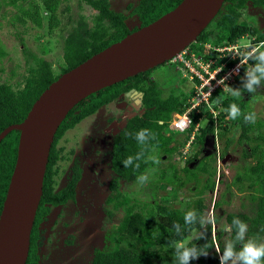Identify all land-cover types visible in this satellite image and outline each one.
Returning a JSON list of instances; mask_svg holds the SVG:
<instances>
[{
    "label": "trees",
    "instance_id": "obj_1",
    "mask_svg": "<svg viewBox=\"0 0 264 264\" xmlns=\"http://www.w3.org/2000/svg\"><path fill=\"white\" fill-rule=\"evenodd\" d=\"M91 7L96 15L92 19V26L89 27L84 17H79L75 26L72 27L64 39L62 50V61L64 66L59 75H55L51 65L41 58L31 55L33 64L27 67L28 76L23 79V87L14 90L11 85L0 83V133L13 124L23 122L31 110L35 101L55 82L61 75L69 72L93 55L103 51L110 45L119 42L127 35L139 30L142 27L156 21L166 13L176 8L182 0H139L138 5L132 10L138 24L132 28L125 23V16L109 10L108 0H81ZM19 0H0V6L17 7L20 15L15 20L24 25L30 22L37 28L42 26L41 10L47 16V28L52 32L60 25L57 11L62 0H39L32 1L26 7L17 5ZM248 3L264 10V0H225L217 16L208 27L197 37L196 42L188 48L202 54V45L211 43L213 47L237 44L243 37H249L253 46L257 47L255 54L248 58V63L242 66V73L250 67L243 78L237 77L227 91L218 90L210 97V106L215 113H210L209 108L201 106L202 112L197 114L192 111L189 114L191 125L185 132L173 131L170 123L174 114H183L188 106L189 99L193 95L180 92L170 93L163 98V87L159 86L150 75L159 66L140 73L125 81L104 88L79 102L65 117L58 127L53 143L51 145L48 163L46 166L41 200L36 212L35 220L30 234V246L26 264H39V251L43 246L44 233L42 224L47 220L50 206L61 207L67 202L74 201L76 187L82 175L78 162L73 161L72 174L67 185L61 190L54 192V179L57 173V161L65 160L66 154L62 148H58V142L65 133L78 125L86 118L97 113L101 108L115 102L120 94L135 89L143 94L142 107L144 112L130 120L126 126L114 138L111 160L112 168L117 175L116 183L123 180L128 183L144 181L142 175L158 163L157 158L175 155L179 146L193 134L196 124L204 118L205 125L199 127L198 134H194L195 142H199V150L185 164L176 169L170 164L171 175L167 171L160 172L159 178L165 185L173 186L176 190L187 187L192 194L191 202L184 208L179 209L170 206L166 202H139L127 196H122L116 188L115 194L108 197L106 202L113 204V212L120 211L122 217L118 224H111L109 237L114 247L108 250H97L91 260V264H180L177 256V242H186L190 247H195L199 253L191 258L188 264H219V255L228 240L235 238L237 228L233 224L234 218H239L248 225V233L245 237H257L264 241V152L257 157L260 146L252 145V132L254 126L246 122L244 116L252 113L247 110V101L243 99V91L248 76L247 73L260 63L258 59L264 53V27L257 29L240 24L243 11ZM68 11V8L66 9ZM247 52L250 50L248 47ZM5 52L0 48V58ZM212 50L204 51V58L215 56ZM236 62V61H235ZM235 62L230 63L234 64ZM170 63V61L164 64ZM162 64V65H164ZM161 66V65H160ZM257 76L260 74L257 72ZM241 85L237 91L241 96L235 97L230 90L236 85ZM259 86H264V77L260 78ZM256 87V86H255ZM235 92V91H232ZM236 104L241 114L232 119L228 116V109L231 104ZM214 117L217 121L218 135L230 133L232 128H239L238 144L246 143L247 148L242 150V157L250 160L256 158L253 166L247 167L244 176L237 174L234 178V185L241 190L242 181H247L252 190L250 200L255 204L252 210V217L244 213H226L224 224L217 229L215 239L211 237V223L206 222L202 231L191 241H187L189 235L204 225V219L208 210L205 196L214 192L216 159L215 156H199L203 150V144L208 135H214ZM229 120L230 124H226ZM260 125H264V119ZM185 136L184 142L179 145L176 137ZM224 135V134H223ZM264 139L261 134L256 136ZM19 132L11 131L0 141V213L12 172L16 163ZM177 143V145H176ZM231 139L225 140L221 151V157L229 150ZM173 144V145H172ZM154 155L150 158L151 155ZM127 161V166H125ZM193 166H190L192 165ZM204 177L202 180L201 178ZM237 184V185H236ZM189 186V187H188ZM228 187V186H227ZM200 193V194H199ZM220 201L214 203L217 207ZM108 213V217L113 216ZM191 213L186 221V214ZM220 217H215L219 222ZM231 226V232H225L226 226ZM227 237L224 242L223 238ZM218 244V250L215 243ZM69 245L71 241H67ZM241 245L236 244L237 250ZM205 248L208 255L205 256L201 249ZM182 251V249H180Z\"/></svg>",
    "mask_w": 264,
    "mask_h": 264
},
{
    "label": "rangeland",
    "instance_id": "obj_2",
    "mask_svg": "<svg viewBox=\"0 0 264 264\" xmlns=\"http://www.w3.org/2000/svg\"><path fill=\"white\" fill-rule=\"evenodd\" d=\"M32 1L39 2V0H19L17 5L26 7ZM138 2L139 0H108V6L109 10L125 16V23L132 28L138 24L137 18L132 15V10ZM40 12L42 26L37 28L30 22L22 25L15 20L14 17L20 15L17 7L0 6V48L5 52V55L0 58V83L11 85L14 90L23 87V79L28 76L27 67L34 62L31 55L48 62L54 74L59 75L64 66L62 61L64 39L79 17H84L91 27L92 19L96 15V12L81 0H62L57 11L60 25L49 32L46 13L42 10ZM240 24L261 30L264 27V10L248 3L242 13ZM238 44L242 47L250 46L252 41L249 37H243ZM182 72L180 67L167 63L159 66L150 76L164 88L163 98H165L170 93L190 94L192 83L184 77ZM239 84L234 86L232 91L236 92L241 87ZM243 94V99L247 101V110L255 113L256 119L255 123H252L254 128L250 136L252 145L260 146L257 154V157H260V153L264 152V139L256 136L261 134L264 138V125H260L264 119V86H256L255 93L243 91ZM124 101L129 105L130 99H117L67 131L58 142L57 147L62 148L66 158L57 161L53 191L57 192L67 185L72 174L73 161L78 162L82 175L76 187L75 200L61 207L50 206L49 208L48 218L42 224L44 241L39 251V264H91L97 250L112 249L114 243L109 237L111 224H118L122 214L120 211L113 212V204L107 205L105 202L108 197L115 194L113 192L115 188L122 196L139 202L149 203L156 200L179 209H184L191 202L192 194L187 187L176 190L173 186L165 185L159 175L165 170L170 176V164L174 163L178 169L199 150L200 144L195 142L192 135L179 146V150L171 158L170 156L157 158L158 163L142 175L145 179L143 182L128 183L119 180L117 185L116 183H114L115 186L113 185L117 175L112 168L110 153L114 142L113 137H116L120 131L116 135H112V131L125 120L122 118L124 108H118V104ZM175 120L177 116L174 114L173 123ZM112 123H116V126L107 130ZM173 123L171 127L174 126ZM205 124L202 119L199 127ZM226 124H230L229 120ZM214 130L219 132L217 123L214 125ZM239 133L238 127L232 128L229 134L223 132V135L221 131L220 136L208 135L203 144L199 158L215 156L216 159L215 188L214 192L205 196L208 210L204 225L189 235L188 242L197 237L213 215L221 218L218 223H211L213 240L217 235V229L224 224L226 213L240 212L250 217L253 215L252 210L255 204L250 200L252 190L247 188L248 182L242 181L241 190L234 185L237 174L244 176L248 170L247 167L253 166L256 159L254 157L247 160L242 157V150L248 145L238 144ZM194 134L197 135L198 132ZM227 138L231 139L229 150L225 156L221 157ZM184 139V135L178 134L176 137L179 145L184 142ZM190 140L192 143L189 144ZM153 156L152 154L150 158ZM201 179L203 180L204 177ZM218 201L221 203L215 207L214 203ZM109 212L114 213L112 217H108ZM225 232L228 231L225 230ZM67 241H71L72 245H69ZM223 241H227L226 236ZM214 249L218 250L217 242ZM228 264H232V261Z\"/></svg>",
    "mask_w": 264,
    "mask_h": 264
},
{
    "label": "water",
    "instance_id": "obj_3",
    "mask_svg": "<svg viewBox=\"0 0 264 264\" xmlns=\"http://www.w3.org/2000/svg\"><path fill=\"white\" fill-rule=\"evenodd\" d=\"M225 0H182L172 11L127 35L61 75L33 104L23 122L0 133L19 132L17 157L0 213V264H26L30 234L42 196L43 178L55 133L67 114L88 96L170 61L196 42ZM124 108L123 122L143 114V94ZM116 126L112 123L108 128Z\"/></svg>",
    "mask_w": 264,
    "mask_h": 264
},
{
    "label": "built area",
    "instance_id": "obj_4",
    "mask_svg": "<svg viewBox=\"0 0 264 264\" xmlns=\"http://www.w3.org/2000/svg\"><path fill=\"white\" fill-rule=\"evenodd\" d=\"M202 46V54H197L186 48L170 60V63L180 67L184 77L193 83V95L188 103L190 105L182 116L176 115L178 120L174 122V125H178L179 129L190 126L191 119L189 114L192 111L199 114L201 112L199 107L201 104L210 107L209 99L211 95L218 90L227 91L237 77L243 78L245 76L250 67L242 73V66L248 63V57L257 49L255 47L247 52L246 49L249 46L242 47L238 43L213 47L211 43L207 42ZM206 50H212L216 55L204 58L203 54ZM232 62L235 63L229 65ZM210 112L215 113L211 108Z\"/></svg>",
    "mask_w": 264,
    "mask_h": 264
},
{
    "label": "clouds",
    "instance_id": "obj_5",
    "mask_svg": "<svg viewBox=\"0 0 264 264\" xmlns=\"http://www.w3.org/2000/svg\"><path fill=\"white\" fill-rule=\"evenodd\" d=\"M262 46H264V45H262ZM249 47H250V50L255 48V46H253V45H250ZM257 49H256V51H257ZM256 51L253 54H255ZM252 55H250V56H252ZM258 59L260 60V63H258L251 70V72L247 73L248 80H247V83L245 84V88L249 92H252V93L256 92L255 86H258L260 84V78L264 77V53H261V55ZM257 72L260 74L259 76L256 75ZM189 82H191V81L189 80ZM192 86H193V83H192ZM192 89H193V87H192ZM230 92L235 97L241 96V93L239 91L232 92L230 90ZM191 98H192V96L190 97V99ZM190 99H189V101H190ZM209 102H210V99H209ZM141 103H142V101H141ZM201 106L208 107L205 104H201L199 106L200 109H201ZM208 108L210 111L211 106ZM227 111L229 113V116L232 119H236L241 114L240 108L238 107V105H236L234 103L229 106V109ZM201 112H202V110H201ZM213 112H215V111L213 110ZM183 114H181L179 116H182ZM137 115H139V114H137ZM255 119H256L255 113H249V114L244 116V120L246 122L255 123ZM177 120H178V118H177ZM177 120H175L174 122H176ZM201 120H202V118L200 119V121ZM214 122L217 123L216 119H214ZM172 123H173V120L170 123V128L173 131L185 132L190 127L189 126L188 128H184V129L180 128L179 129L178 125H174L173 127H171ZM199 123L196 124L194 132H198ZM194 132L192 134L193 139H194ZM214 136H218L217 131L214 132ZM188 143L190 144V143H192V141L190 140ZM125 166H127V161H125ZM190 216H191V213L186 214L185 220L187 221L190 218ZM208 222L215 223L214 215L210 218V220ZM233 224L237 228L236 236H235L234 240L230 239L226 242L225 247L223 249V254L219 255V264H228L229 261H232V264H264V241L260 240L257 237H248L247 239H245V237L248 233V225L245 222L241 221L239 218H234ZM225 230L231 232V226H229V225L226 226ZM237 243H239L241 245L239 250H237V248H236ZM176 248H177V256L180 260V264H188V262L191 258H195L196 256L199 255V253L196 252L195 247H190L188 245V243H186V242H177ZM180 249H182V251H180ZM201 251L204 253L205 256L208 255L205 248L201 249Z\"/></svg>",
    "mask_w": 264,
    "mask_h": 264
},
{
    "label": "flooded vegetation",
    "instance_id": "obj_6",
    "mask_svg": "<svg viewBox=\"0 0 264 264\" xmlns=\"http://www.w3.org/2000/svg\"><path fill=\"white\" fill-rule=\"evenodd\" d=\"M131 90H135V89H131ZM129 91H130V90H129ZM129 91H127V92H129ZM135 91H136V90H135ZM127 92H126V93H127ZM126 93L120 94L119 97H118L117 99H121V98H125V100L130 99V102H128V104L131 105L135 100H134L132 97H127V96L125 95ZM117 99H116V100H117ZM116 100H115V101H116ZM131 100H132V101H131ZM121 103H125V104H126V101L121 102ZM119 104H120V103H119ZM119 104H118V105H119ZM126 105H127V104H126ZM129 105H127V106H129ZM141 107H142V105H141ZM124 112H125V109H123V113H124ZM122 115H123V114H122Z\"/></svg>",
    "mask_w": 264,
    "mask_h": 264
}]
</instances>
